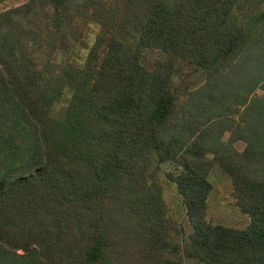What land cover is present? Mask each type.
Returning a JSON list of instances; mask_svg holds the SVG:
<instances>
[{
    "label": "trees",
    "instance_id": "trees-1",
    "mask_svg": "<svg viewBox=\"0 0 264 264\" xmlns=\"http://www.w3.org/2000/svg\"><path fill=\"white\" fill-rule=\"evenodd\" d=\"M167 162L188 232L162 198ZM214 166L244 228L207 220ZM183 258L264 264V0L0 11V264Z\"/></svg>",
    "mask_w": 264,
    "mask_h": 264
},
{
    "label": "rangeland",
    "instance_id": "rangeland-1",
    "mask_svg": "<svg viewBox=\"0 0 264 264\" xmlns=\"http://www.w3.org/2000/svg\"><path fill=\"white\" fill-rule=\"evenodd\" d=\"M25 1L26 0H5L0 3V11L17 6ZM91 33L90 35L92 36ZM150 56L154 57V55ZM227 137L228 133L224 135L225 139ZM235 146L238 150H242L244 143L237 142ZM171 168L172 166L168 162L161 165L158 183L162 189V198L165 203L167 214L185 227L186 232H188L189 227L181 203V197L177 192L176 186L166 177V173L170 171ZM209 180L212 184V190L207 199V220L214 224H222L229 227L244 228L247 226L249 217L243 214L236 205L230 178L218 167L214 166L210 171ZM110 212V209L107 208L106 213L110 214ZM21 252V250L17 251V253ZM183 263L200 264L186 258H183Z\"/></svg>",
    "mask_w": 264,
    "mask_h": 264
}]
</instances>
